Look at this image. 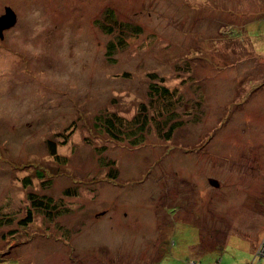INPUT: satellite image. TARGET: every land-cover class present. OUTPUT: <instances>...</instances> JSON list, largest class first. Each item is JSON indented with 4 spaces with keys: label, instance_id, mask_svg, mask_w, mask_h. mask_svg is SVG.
<instances>
[{
    "label": "rangeland",
    "instance_id": "rangeland-1",
    "mask_svg": "<svg viewBox=\"0 0 264 264\" xmlns=\"http://www.w3.org/2000/svg\"><path fill=\"white\" fill-rule=\"evenodd\" d=\"M5 7L17 22L0 40V214L15 219L0 227V264L264 256H253L264 240V0H0V17ZM154 74L180 91L173 138L153 126L139 148L109 139L98 116L132 119ZM30 195L61 213L35 210Z\"/></svg>",
    "mask_w": 264,
    "mask_h": 264
},
{
    "label": "trees",
    "instance_id": "trees-1",
    "mask_svg": "<svg viewBox=\"0 0 264 264\" xmlns=\"http://www.w3.org/2000/svg\"><path fill=\"white\" fill-rule=\"evenodd\" d=\"M110 52L112 54L114 45H109ZM152 84L149 88V104L144 103L139 106V109L136 114L133 115L132 119H128L125 116H121L115 112L102 113L96 119V127L99 128L102 132L107 134L109 139L123 144L126 140L129 141V148H139L142 147L147 141V135L151 132L153 126L157 129V136L165 141L171 140L173 135L180 126L170 123L175 116V109L177 108V103H180L181 97L179 96L178 90L171 89L166 80L159 78L156 74L150 77ZM169 121V122H168ZM169 124V125H167ZM71 129V128H70ZM69 129V130H70ZM167 129V130H165ZM73 129L70 130L72 132ZM67 134L60 135V137L66 139ZM50 153L52 156L60 160L58 153L56 152V145L54 142H49ZM112 165L115 166V163ZM40 177H43L39 173ZM119 172L114 168L111 170L109 179L113 181L117 179ZM25 185L29 184L31 181L29 178H24L22 181ZM70 191L66 193L69 194ZM32 200L33 208L35 210H40L48 217H55L61 213L58 206L54 204L53 199L51 198H37L34 195L29 197ZM12 214H0V227L3 225H13L15 217H11ZM33 220V211L28 210L24 219L19 221V224L22 226H27L32 224ZM9 234L14 235L15 231L9 232ZM255 251L253 252V256ZM255 257V256H254ZM259 262V259H252V262L247 264H254Z\"/></svg>",
    "mask_w": 264,
    "mask_h": 264
},
{
    "label": "water",
    "instance_id": "water-1",
    "mask_svg": "<svg viewBox=\"0 0 264 264\" xmlns=\"http://www.w3.org/2000/svg\"><path fill=\"white\" fill-rule=\"evenodd\" d=\"M16 16L12 9L7 8L5 16L0 18V35L2 34V30H6V28L12 27L16 24ZM212 185L218 187V182L214 180Z\"/></svg>",
    "mask_w": 264,
    "mask_h": 264
},
{
    "label": "built area",
    "instance_id": "built-area-1",
    "mask_svg": "<svg viewBox=\"0 0 264 264\" xmlns=\"http://www.w3.org/2000/svg\"><path fill=\"white\" fill-rule=\"evenodd\" d=\"M262 244L264 245V240H263ZM262 244H260L261 246L256 250V252H255L256 256L258 254H262V251H264V246ZM262 258H264V256H260V257L257 256V258L255 257V259H259V262L261 261ZM254 264H260V263H254Z\"/></svg>",
    "mask_w": 264,
    "mask_h": 264
},
{
    "label": "flooded vegetation",
    "instance_id": "flooded-vegetation-1",
    "mask_svg": "<svg viewBox=\"0 0 264 264\" xmlns=\"http://www.w3.org/2000/svg\"><path fill=\"white\" fill-rule=\"evenodd\" d=\"M7 8H10V7H5V14H6V10H7ZM10 9H12V8H10ZM5 14L4 15H2L1 17H3V16H5ZM16 15V14H15ZM0 17V18H1ZM17 22V21H16ZM13 27V26H12ZM12 27H9V28H6V30H2V34L0 35V40L1 41H4L5 39H6V33L8 32V30H10Z\"/></svg>",
    "mask_w": 264,
    "mask_h": 264
},
{
    "label": "crops",
    "instance_id": "crops-1",
    "mask_svg": "<svg viewBox=\"0 0 264 264\" xmlns=\"http://www.w3.org/2000/svg\"><path fill=\"white\" fill-rule=\"evenodd\" d=\"M262 236H264V232H263V235H262ZM261 238H263V237H261ZM260 240H262V239H260ZM260 240H259V241H260ZM259 241L256 243V246H257V244L259 243ZM256 246H255V247H256ZM255 247H254V249H255ZM253 252H254V250H253ZM250 262H252V261H250ZM250 262H248V263H250ZM246 264H247V263H246Z\"/></svg>",
    "mask_w": 264,
    "mask_h": 264
}]
</instances>
